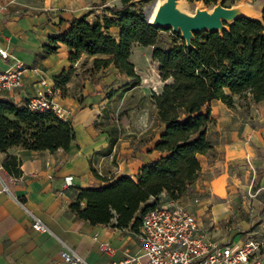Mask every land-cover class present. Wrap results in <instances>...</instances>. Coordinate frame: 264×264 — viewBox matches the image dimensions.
Returning <instances> with one entry per match:
<instances>
[{"label": "crops", "instance_id": "obj_1", "mask_svg": "<svg viewBox=\"0 0 264 264\" xmlns=\"http://www.w3.org/2000/svg\"><path fill=\"white\" fill-rule=\"evenodd\" d=\"M108 2L0 0V49L7 54L0 57V69L14 60L21 62L23 69L22 86L13 91H0V98L23 104L38 86L39 76L45 78L47 85H52L54 76L68 71L69 78L59 100L66 107V118L74 129V137L65 149L32 150L19 145L7 148V152L19 159L20 173L9 176L0 166V264H58L60 241L75 249L88 264H103L129 252L124 244L127 235L119 236V233L127 231L136 235V232L109 223L90 224L76 217L68 205L79 188L98 186L104 182L102 178L119 174L135 179L144 162L162 154L150 144L134 151L128 147L123 149L126 153L119 155V95L138 84L120 88L124 80L119 83L121 73L116 68L109 64L93 70L90 58L84 55L70 63L68 49L62 44L51 53L43 48L50 37L68 28L72 18L87 13L90 21L106 12H103L104 6L113 5ZM109 31L116 33L117 28L110 27ZM206 105L214 119L211 129L218 136L214 139L212 157L198 155L200 174L191 184V190L205 191L207 195L200 200L205 204L210 202V194L221 196L226 188L230 189L228 192L236 186L245 188L240 196L245 199L243 208L251 217L240 219L243 232L231 226L226 237L217 242L235 244L259 231L258 240L262 241L259 264H264V216L258 213L264 200H255L256 190L248 188V183L256 181L259 174L264 175V166L261 167L264 165V156H261L264 102H249L241 109L236 103L227 106L212 98ZM157 137L151 138L152 143ZM2 157L0 153V161ZM64 176H69L66 184ZM227 178L232 180V185H226ZM218 182L223 185L221 193L214 189ZM215 204L211 202L206 213L220 206ZM27 211L37 215L47 230L31 228ZM197 221L202 232L198 218ZM99 241H106L113 252L101 251ZM138 250L139 246L134 252Z\"/></svg>", "mask_w": 264, "mask_h": 264}, {"label": "trees", "instance_id": "obj_2", "mask_svg": "<svg viewBox=\"0 0 264 264\" xmlns=\"http://www.w3.org/2000/svg\"><path fill=\"white\" fill-rule=\"evenodd\" d=\"M226 1L231 0H222V5ZM104 11L90 21L87 13L72 18L68 28L50 37L43 48L51 53L62 44L68 49L70 63L84 55L90 58L93 70L111 64L124 75L120 88L139 82L129 61L132 46L151 48V60L163 80L158 91L147 95L160 124L152 148L162 154L144 162L135 179L119 174L102 178L104 182L98 186L79 188L68 205L76 217L90 224L113 219L112 226L136 232L141 214L163 203L159 198L165 202L187 195L200 174L199 154L207 158L214 155V119L206 104L212 98L227 106H233L235 98L243 99L246 105L264 102V4L260 20L240 17L221 34L195 33L191 47H186L177 33L167 48L157 46L160 28L150 25L143 10L128 0H120L119 6H104ZM110 27H116L117 32H110ZM68 78L69 72L62 71L52 79L61 94ZM73 137L69 119L0 98V166L7 175L20 173L19 159L7 152L10 146L53 151L65 149Z\"/></svg>", "mask_w": 264, "mask_h": 264}, {"label": "built area", "instance_id": "obj_3", "mask_svg": "<svg viewBox=\"0 0 264 264\" xmlns=\"http://www.w3.org/2000/svg\"><path fill=\"white\" fill-rule=\"evenodd\" d=\"M7 56L0 49V57ZM21 62L14 60L8 67L0 69V91H13L23 84ZM38 86L24 104L31 110H50L59 118L67 117V109L60 102V89L47 85L45 78H37ZM69 176H64L68 183ZM195 200V198L193 199ZM30 226L36 231L47 227L34 213L27 211ZM136 236L139 250L124 252L119 258L103 264H259L261 240L245 238L230 244L207 238L200 230L197 218L182 199H168L154 205L140 216ZM58 264H88L75 249L60 241ZM98 248L107 253L113 247L106 241H99Z\"/></svg>", "mask_w": 264, "mask_h": 264}, {"label": "rangeland", "instance_id": "obj_4", "mask_svg": "<svg viewBox=\"0 0 264 264\" xmlns=\"http://www.w3.org/2000/svg\"><path fill=\"white\" fill-rule=\"evenodd\" d=\"M128 2L133 3L136 7H140L147 14L149 8L157 2L159 3L160 0H128ZM108 4L119 6L120 0H109ZM179 4V9L186 13H192L196 8L194 2L187 0H179ZM236 4H246L257 12L264 4V0H231L224 3L225 6ZM203 7L209 9L211 5H203ZM174 40H176V34L168 29H160L156 44L159 47L167 48ZM150 50V47L134 45V48L130 51L129 61L134 65V69L139 75V82L134 89L119 95V155L126 153L123 149H127L128 147L132 149L131 151H134L135 149L144 148L152 144L151 138L157 137L160 130V124L155 118L151 101L147 94H144L152 90L158 91L163 82L158 74L156 62L151 60ZM123 80L124 75L119 74V83ZM235 100L241 109H245L246 104L243 99L235 98ZM217 136L218 134L213 132V138L215 139ZM261 156L263 157L264 153ZM263 166L261 165V167ZM260 172L262 173L263 170ZM238 179L243 180L241 176ZM232 184V180L227 178L226 185L230 186ZM248 184L250 191L256 190L254 195L255 200L262 202L264 200V175L259 174L256 181L253 179ZM226 189L227 191L222 193L221 196L210 194V202H206L205 204L200 203V200L207 193L205 191H193L191 187L187 195L181 198L185 204L189 205L200 221L202 232L211 240L222 241L231 226L243 232L239 225L240 219L251 217V213L245 211L243 208L246 204L245 199H242L240 196L245 188H238L236 186L234 190L229 192L228 190L230 189ZM194 198L195 200H193ZM158 202H164V198H159ZM211 202H215V205L219 203L220 206H215L212 213H206L210 209ZM258 213L264 216L263 205H261ZM112 221L113 219L110 220V222ZM125 235H127L124 242L125 246H127L129 252H134L139 246L137 236L127 231L119 233V236ZM247 237L258 240L261 234L257 231Z\"/></svg>", "mask_w": 264, "mask_h": 264}, {"label": "water", "instance_id": "obj_5", "mask_svg": "<svg viewBox=\"0 0 264 264\" xmlns=\"http://www.w3.org/2000/svg\"><path fill=\"white\" fill-rule=\"evenodd\" d=\"M196 8L192 13L179 9V0H160L152 18L145 13L146 21L157 28L168 29L177 33L186 47H191L195 33L217 32L221 34L233 20L244 17L260 20L261 8L256 12L246 4L222 5V0H215L209 9L202 1H192Z\"/></svg>", "mask_w": 264, "mask_h": 264}, {"label": "bare ground", "instance_id": "obj_6", "mask_svg": "<svg viewBox=\"0 0 264 264\" xmlns=\"http://www.w3.org/2000/svg\"><path fill=\"white\" fill-rule=\"evenodd\" d=\"M158 5H159V3L157 2L156 4H154L153 6H151L149 8V11H148L149 19L152 18V16H153V14H154V12H155V10H156V8H157ZM214 189H215V192L221 193L223 191V185H222V183L221 182H218V185H216Z\"/></svg>", "mask_w": 264, "mask_h": 264}]
</instances>
